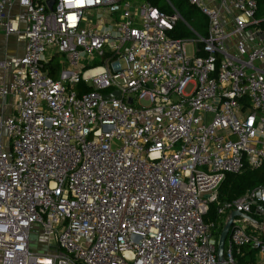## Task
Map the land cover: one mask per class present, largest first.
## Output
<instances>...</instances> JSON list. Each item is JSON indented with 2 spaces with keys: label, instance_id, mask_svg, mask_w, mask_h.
Instances as JSON below:
<instances>
[{
  "label": "built area",
  "instance_id": "2783aa9c",
  "mask_svg": "<svg viewBox=\"0 0 264 264\" xmlns=\"http://www.w3.org/2000/svg\"><path fill=\"white\" fill-rule=\"evenodd\" d=\"M48 1L0 0V30L24 40L0 61V264H218L234 211L224 264L246 244L264 264V182L219 197L227 174L264 167L257 1L188 0L207 19L189 39L173 36V7ZM55 54L82 71L52 77Z\"/></svg>",
  "mask_w": 264,
  "mask_h": 264
},
{
  "label": "trees",
  "instance_id": "16d2710c",
  "mask_svg": "<svg viewBox=\"0 0 264 264\" xmlns=\"http://www.w3.org/2000/svg\"><path fill=\"white\" fill-rule=\"evenodd\" d=\"M146 1H149L152 5L160 8L163 11L165 10L166 6L164 0ZM256 1L258 4L256 18L259 21L256 24H252L251 27L254 29H259L264 33V0ZM171 4L172 7L178 11L182 20L190 28H187L183 25V23H180L179 21L175 25L173 36L186 38L187 36L189 37L190 35H192L191 31H194L201 36H205L207 34V19L195 5L190 3L188 0H174V2H172ZM55 56H53L49 64V74L52 77L57 78L58 72L60 70V65L55 61L53 63ZM263 182L264 167L255 171L245 169L239 174H227L219 188V197L225 200L232 199L242 194L247 189ZM208 219H215L213 208L211 209ZM241 249L242 252L238 256L239 264H258L255 259L256 251L250 247V244L244 245Z\"/></svg>",
  "mask_w": 264,
  "mask_h": 264
},
{
  "label": "crops",
  "instance_id": "0c3cea01",
  "mask_svg": "<svg viewBox=\"0 0 264 264\" xmlns=\"http://www.w3.org/2000/svg\"><path fill=\"white\" fill-rule=\"evenodd\" d=\"M208 3H210L211 6L219 7V3L216 0H206ZM223 16L222 19L224 23H228L230 21V17L233 15V11L229 8V6L225 9L222 7ZM11 13L15 16V18L19 19V26L23 27L25 24L24 21V11L18 6L17 3H14ZM248 35L250 41L258 42L260 40L264 39V33L259 29H254L252 27H249ZM24 47V40L21 38V36L16 35H9L6 36L5 32L3 30H0V61L3 59H9V58H15L22 54ZM66 59V58H65ZM257 70H260L264 72V64H257ZM9 79V74L7 72H4L0 70V83L5 82Z\"/></svg>",
  "mask_w": 264,
  "mask_h": 264
},
{
  "label": "rangeland",
  "instance_id": "374dc122",
  "mask_svg": "<svg viewBox=\"0 0 264 264\" xmlns=\"http://www.w3.org/2000/svg\"><path fill=\"white\" fill-rule=\"evenodd\" d=\"M164 2H165V6H166L164 11H166L168 13L169 12H172L173 8L171 6L172 5L171 3L174 2V0H164ZM180 23H183L184 26H186L187 28H189L183 21H180ZM193 35L194 34L192 33V35H190L189 37L187 36L188 39L191 38ZM185 51H186V53L188 55H191L192 54V46L190 44H187L185 46ZM55 55H54L55 58L53 60V63H54V61L57 62V63H59L61 69L66 70V71H71L73 73H79V72L82 71L81 68H79L77 66L70 67L68 65V62L65 59V57L64 56H61V54H55ZM207 119L208 120L211 119V115L210 114L207 115ZM40 232L41 231L40 230H37V229H32L31 230L29 246H30V249L31 250H33L35 252L42 253V252L45 251L46 248H45L44 243L41 241L42 238H40V234H41Z\"/></svg>",
  "mask_w": 264,
  "mask_h": 264
},
{
  "label": "water",
  "instance_id": "95a60500",
  "mask_svg": "<svg viewBox=\"0 0 264 264\" xmlns=\"http://www.w3.org/2000/svg\"><path fill=\"white\" fill-rule=\"evenodd\" d=\"M52 2H53V0H49L48 4L51 5ZM108 96L118 97L119 93H118V91H114L112 94L107 95V97ZM239 215H240V213H238L237 211L232 212L229 220L226 222V224L223 226V228H222V230L220 232L218 245H217L218 264H224L223 250H224L225 238H226L227 233L229 231V228H230V226L232 224L233 218L236 217V216H239Z\"/></svg>",
  "mask_w": 264,
  "mask_h": 264
}]
</instances>
